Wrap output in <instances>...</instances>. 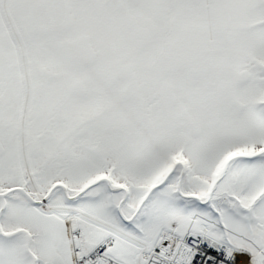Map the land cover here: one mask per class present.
<instances>
[{"label": "snow or ice", "instance_id": "obj_1", "mask_svg": "<svg viewBox=\"0 0 264 264\" xmlns=\"http://www.w3.org/2000/svg\"><path fill=\"white\" fill-rule=\"evenodd\" d=\"M0 264H264V0H0Z\"/></svg>", "mask_w": 264, "mask_h": 264}]
</instances>
